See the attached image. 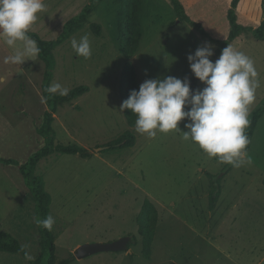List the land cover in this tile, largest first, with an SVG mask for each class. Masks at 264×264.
<instances>
[{"label": "rangeland", "instance_id": "obj_1", "mask_svg": "<svg viewBox=\"0 0 264 264\" xmlns=\"http://www.w3.org/2000/svg\"><path fill=\"white\" fill-rule=\"evenodd\" d=\"M181 1L189 16L204 24L212 40L178 16L171 0H143V36L131 59L140 84L166 76L191 80L194 74L187 56L206 43L213 46L210 60L219 58L214 39H226L230 33L227 15L232 0ZM89 2L44 0L46 8L38 13L30 31L46 40L55 39L65 22ZM118 8L114 0H104L85 28L54 50L52 84L69 90L90 86L56 112L55 143H78L93 153L84 158L56 152L43 158L36 169L53 198L58 261L75 255L81 245L131 236L134 241L126 250L76 257L70 264H264V116L246 162L238 168L218 163L196 144L184 141L187 121L179 123L181 131L158 132L151 139L137 133L128 124L125 110L120 112L127 60L120 46ZM237 15L241 24L258 27L264 20V0H241ZM94 22L102 24L100 36L91 28ZM85 35L92 50L88 59L78 57L71 47L73 38L79 41ZM2 45L7 52L0 49V158L23 163L45 144L38 129L47 109L42 91L46 63L38 56L22 65L6 64L4 58L13 52L0 41ZM229 45L249 56L259 73L260 87L249 106L251 121L264 100V40L248 31ZM1 75L6 79L1 80ZM204 87L197 81L193 91ZM127 130L136 135L135 145L107 150L104 145L114 143ZM218 185L219 196L212 202V190ZM147 198L159 211L152 260L144 257L138 225ZM0 230L29 244L30 254L39 256L32 193L18 166L1 163ZM0 264L29 261L19 253L0 250Z\"/></svg>", "mask_w": 264, "mask_h": 264}, {"label": "clouds", "instance_id": "obj_2", "mask_svg": "<svg viewBox=\"0 0 264 264\" xmlns=\"http://www.w3.org/2000/svg\"><path fill=\"white\" fill-rule=\"evenodd\" d=\"M45 8L44 0H0V41L13 52L4 63L22 65L37 59L41 49L28 33ZM71 47L78 57L88 59L92 55L87 35L79 41L73 38ZM213 54V46L206 43L187 56L191 73L206 85L202 90L193 91L187 76L183 80L174 76L146 79L138 90H130L120 112L130 110L136 116L134 130L150 139L158 132L181 131L179 123L187 121V130L182 132L184 141L196 144L218 163L238 168L248 157L250 140L245 129L250 124L249 106L260 87L259 73L254 61L231 45L222 49L215 62L210 60ZM46 91L60 96L69 93L59 83ZM35 223L51 231L55 220L49 214L43 220L35 218ZM26 249H30L29 244L21 245L25 261L34 260Z\"/></svg>", "mask_w": 264, "mask_h": 264}, {"label": "trees", "instance_id": "obj_3", "mask_svg": "<svg viewBox=\"0 0 264 264\" xmlns=\"http://www.w3.org/2000/svg\"><path fill=\"white\" fill-rule=\"evenodd\" d=\"M104 0H90L80 13L69 18L64 26L60 35L55 39L46 40L43 39L38 33L29 31L28 35L37 41L41 51L39 57L45 61L46 70L42 82V91L45 98L47 109L44 113V120L42 125L39 127L38 132L45 139V144L35 151L30 157L23 163L15 158H0V163L3 165H16L19 167V171L24 178L27 187L30 189L33 199L35 201V218L41 220L45 219L51 214V205L53 198L51 193L46 190L45 182L42 176L36 173L39 162L53 153L63 154H79L84 158H91L93 153L91 150L82 146L81 144H56L55 143V132L53 129V123L55 120V114L59 110L60 106L66 103H70L76 98L82 96L90 90L89 85H79L69 90L67 96H60L59 94H49L46 89L52 85L54 77V67L56 64L54 50L64 44L68 39L75 35L78 31L90 22V17L99 8ZM118 8V31L120 46L123 56L127 60L124 70L122 73L121 80V94L123 99H127L132 89H139L140 82L135 70V66L132 62V58L137 53L140 42L143 36V23L141 19V12L143 9V0H114ZM174 5L178 16L188 22L194 27L197 32L203 38H210V33L201 21L195 20L189 16L185 4L181 0H171ZM241 0H232L231 7L228 10V21L230 24V33L226 39L218 40V48L216 55L220 56L221 51L224 47L229 45L232 41L238 39L241 34L245 32H251L257 39L264 40V20L258 27L245 26L238 20L237 7ZM91 28L94 33L98 36L101 35L102 24L91 23ZM198 79L193 77L190 80V88L194 90ZM126 118L128 124L132 127L135 126L136 116L133 115L130 110L125 109ZM264 116V100L262 105L257 108L253 117L250 121L249 126L245 130V134L250 140V144L247 146V150L251 148L253 137L257 130L260 119ZM136 143V135L131 131L127 130L120 138L116 139L114 143H108L104 146L107 150H114L123 147H132ZM218 191V192H217ZM219 196V185L217 189L212 190L211 201L215 202ZM159 224V211L155 203L152 200L146 199L141 207L140 214L138 217L139 233L142 236L143 241V254L148 260L152 259L153 255V244L156 237V230ZM38 226V225H37ZM40 235V246L41 252L37 258L29 261V264H70L76 256L65 258L58 261L57 259V242L56 232L54 228L51 231L38 226ZM131 237V236H130ZM132 238V237H131ZM134 240L128 243V248L131 246ZM23 245L21 241L14 236L12 233L6 230H0V250L12 253H19L24 257V253L20 251V247ZM28 251V249H26Z\"/></svg>", "mask_w": 264, "mask_h": 264}, {"label": "water", "instance_id": "obj_4", "mask_svg": "<svg viewBox=\"0 0 264 264\" xmlns=\"http://www.w3.org/2000/svg\"><path fill=\"white\" fill-rule=\"evenodd\" d=\"M132 240L130 236H123L108 243H91L79 246L75 251V256L79 259L102 251H118L128 249V243Z\"/></svg>", "mask_w": 264, "mask_h": 264}, {"label": "crops", "instance_id": "obj_5", "mask_svg": "<svg viewBox=\"0 0 264 264\" xmlns=\"http://www.w3.org/2000/svg\"><path fill=\"white\" fill-rule=\"evenodd\" d=\"M0 49L2 50V52H7V49L5 48V46L4 45H2L1 47H0ZM6 79V77L5 76H2L1 75V80H5ZM153 251H154V249H153ZM236 253V252H235ZM152 257H153V255H152ZM189 257H193V256H189ZM236 257L238 258V259H243V258H239L238 257V255H236ZM167 258V257H166ZM152 260V259H151Z\"/></svg>", "mask_w": 264, "mask_h": 264}]
</instances>
